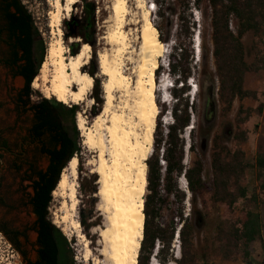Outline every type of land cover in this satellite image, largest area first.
Here are the masks:
<instances>
[{
	"label": "rangeland",
	"instance_id": "374dc122",
	"mask_svg": "<svg viewBox=\"0 0 264 264\" xmlns=\"http://www.w3.org/2000/svg\"><path fill=\"white\" fill-rule=\"evenodd\" d=\"M53 1L21 0L31 13L34 24L38 27L44 41L47 45L49 42V47L56 42L59 36L58 25H56L52 14L55 10ZM88 1L93 2L95 6L96 29L94 44H90L91 57L84 69L87 71L93 63L98 64V74L94 75L93 87L97 83L96 79H98L99 97L103 101L105 97L102 82L105 76L99 75L98 53L100 51L111 52L113 48L107 39L113 24L111 22L113 0ZM145 2L147 6L152 8V22L160 29L159 38L166 44L167 50L165 55L159 59V66L155 71V79L158 83L155 94L159 110L150 156L152 154L158 155L159 163L164 167L165 163L161 154L167 126L173 119L172 110L177 103L181 102L184 106L187 102V111L192 126H185L178 134L179 143L183 146L182 162L186 166H190L194 160L200 159L203 166V186L192 194L187 188L185 178L182 175L176 177L177 188L184 193L183 200L179 201L173 195L163 194L160 202V216L154 219L155 223H160L163 227L174 225L177 228L181 226L183 219H186L188 233L185 244L186 257L179 263L182 250L180 239H178L177 244L180 248H178V256L175 255L176 248L173 241L165 261L160 262L156 258L157 262L159 264H264V172L255 166L257 155H264V19H260L258 31H247L241 37L245 60L250 65L249 70L244 73L243 87L253 91L254 94L242 99L235 97L231 106L225 108L217 93L219 81L212 55L211 10L207 1L201 0L199 6H196L193 0H145ZM82 4L83 0H78L70 15L65 16L62 13L60 26L63 31V43L68 48V54H70V43L77 41L79 46L80 44L82 46L83 40L80 36L67 37L66 30L63 28L64 21L72 17L79 18L82 14ZM128 6L130 9L129 20L139 17L137 0H128ZM131 21L126 26V31L129 32V37L132 39L138 34L136 31L138 24L130 23ZM229 28L236 34V21L233 15L230 16ZM195 35L200 36V40L197 38L198 42L196 41L200 47L198 45L196 49H194ZM179 46L184 49L183 57L178 55ZM168 62H174L179 67L189 68L190 74L184 85H182V79H179L177 74L170 72ZM126 67V72L133 74L134 64L128 63ZM42 68L43 65L36 77L40 83L43 75L41 73ZM7 80L8 92L11 97L15 98V94L23 86V79L20 76L13 78L9 76ZM161 80H163L162 83L164 82V88L161 87V84L159 85ZM46 87L47 85L43 86L41 90L31 83V98L36 100L41 96L47 97V93L44 91ZM93 87L90 91L91 98ZM185 87V90H181ZM5 89V86L0 87V97L5 95ZM173 90L179 93L178 101L172 95ZM209 91H212L213 95L215 107L213 113H209L207 106ZM117 95L120 96V93ZM164 97H167L168 102L164 103ZM6 101V98L2 101L5 107L13 108L12 103L7 104ZM78 105L79 113L84 115L87 127H91L95 120V117L90 113L91 105L89 107L85 103ZM101 106L102 103L97 105L99 108ZM18 113L19 120L17 123L14 122L10 132L13 133V137H28L31 114L30 112H23L21 107ZM13 115L14 112L9 110L10 125H12L15 117ZM78 130L81 132V137L82 131L80 128ZM157 140L160 141L159 144H157ZM203 142L205 143L204 146H202ZM34 143L25 146L26 153L17 159V163L10 166L11 168L7 162V155L0 156V193L4 195L6 204V206L0 207V218L19 231L25 230L26 233V238L21 237L19 241V249L23 252V256L19 249L12 245L0 232V264H26L23 257L27 260L35 259V232L29 228L33 224L34 214L26 201L27 194L32 193L31 180L35 178L34 170L44 169L48 163V158L40 151L39 144L36 141ZM12 147L13 150L17 149L16 143H13ZM225 150L229 151L230 154L239 151L241 159L245 163L243 172H239L238 185L246 188V194L242 197H236L231 204L212 197L214 190L212 155L213 152H216L223 159H229L231 155L224 156L223 151ZM97 154L96 148L84 144L82 145L81 160L77 163V176L72 175L69 165L61 171L62 174H66L69 183L75 182L77 184L76 218L78 221L81 218L85 221V226L81 225L79 221V233L83 235L84 240H80L69 223L61 222L60 207L63 198L55 195V190L51 193L52 199L48 207L49 218L68 238L73 246L74 259L80 264H86L80 254L85 240L90 241V247L96 253L93 247L97 245V233L93 230L96 227H101L103 223V215L98 209L101 198L98 193L92 192L94 187L97 192L99 189V183L96 181L99 174L94 171L98 159ZM234 182V177L230 176L228 190L232 195H237V187ZM148 193L149 190L146 185L144 200ZM246 210L260 213L262 230L259 237L244 247L238 238L237 229L240 228V219ZM199 218H201L200 224L197 225L196 222ZM149 262L148 264H150ZM87 264H93V261H88Z\"/></svg>",
	"mask_w": 264,
	"mask_h": 264
},
{
	"label": "trees",
	"instance_id": "16d2710c",
	"mask_svg": "<svg viewBox=\"0 0 264 264\" xmlns=\"http://www.w3.org/2000/svg\"><path fill=\"white\" fill-rule=\"evenodd\" d=\"M1 1L6 3L2 5L0 13V49L6 48L7 52L6 54L0 52V63L12 65L14 67L13 77L20 76L23 79V86L16 93L17 106H20L23 112H30L31 123L28 127V135L32 141L39 144L40 151L48 158L44 169L34 170L35 178L31 180L32 193L27 194L26 201L34 214L33 224L29 228L35 232V259L23 258L26 264H80L74 259L72 244L62 230L51 221L48 213L52 199L51 193L56 189L61 179L62 169L67 167L75 156L78 161L81 160L82 145L84 144L77 123L80 111L79 103L66 104L58 100L57 97L41 96L36 100L31 98V83L39 74L46 60L49 42L47 45L38 27L34 24L31 13L21 0ZM206 1L211 10L212 55L219 81L217 93L225 108H229L235 97L242 99L254 94L253 91L243 87L244 73L249 70L250 65L245 60L241 37L247 31L256 32L260 28V22L264 19V0ZM200 2L201 0H193L196 6H199ZM231 15L235 17L236 34L229 28ZM63 28L66 30L67 37L80 36L83 42L94 44L96 29L94 3L83 0L81 16L64 21ZM157 29L160 32L158 27ZM80 48L81 44L79 46L77 41L69 44L70 53L73 55L77 54ZM178 49V55L183 57V47L179 46ZM168 65L170 72L177 74L184 85L190 74L189 68L179 67L174 62H168ZM87 71L94 77L96 73L98 74V64L93 63ZM96 82L92 91L94 102L90 110L94 117L101 111L104 103L103 94V101L99 97L98 79ZM185 89L186 87L181 90ZM172 95L176 98L179 97V93L175 90L172 91ZM208 97V111L213 113L215 107L212 91H209ZM178 100L177 98L176 101ZM100 103H102L101 108L97 107ZM179 106H182L181 102L177 103L172 110L173 119L167 126L161 154L165 163L164 167L160 165L158 155L152 154L146 160L149 193L144 200V229L138 264H148L156 246V258L160 262L165 261L169 255L170 245L175 240L176 231L179 232L182 250L179 263L186 257L185 244L188 237L186 219H183L179 228L174 225L163 227L160 223L154 222V219L158 218L161 213L160 202L163 194L173 195L179 201L184 198L183 191L177 188L176 177L184 176L187 188L192 194L203 186L202 161L196 159L190 166H186L182 162L183 146L179 143L178 134L190 124V118L187 102L182 108ZM159 143L160 141L157 140V144ZM203 144L205 145L204 142L202 146H204ZM223 152L224 156L230 154L227 150ZM230 155L229 159H223L216 152H213L212 155L214 172L212 197L224 200L229 204L233 203L236 197L246 194V188L238 185L239 172H243L245 166L241 159V153L234 151ZM255 166L264 172V155H257ZM230 176L234 177L237 195H232L228 190ZM96 181H98L97 178ZM92 192L97 193V189L94 187ZM200 220L201 218L197 219V225L200 224ZM79 221L81 225L85 226V221L82 218ZM240 222V228L237 229L238 238L243 246L247 247L251 241L261 235V215L258 211L246 210ZM18 234H22L26 238L25 230L19 231ZM21 253L24 256L23 252Z\"/></svg>",
	"mask_w": 264,
	"mask_h": 264
},
{
	"label": "bare ground",
	"instance_id": "6f19581e",
	"mask_svg": "<svg viewBox=\"0 0 264 264\" xmlns=\"http://www.w3.org/2000/svg\"><path fill=\"white\" fill-rule=\"evenodd\" d=\"M77 1H53L55 10L52 14L58 25L59 36L48 48L47 60L41 70V83L36 78L33 85L41 90L47 85L44 89L47 97L55 96L66 104L85 103L89 107L93 103L90 91L94 77L84 67L90 60L91 46L83 42L77 54H68L60 26L62 13L70 15ZM137 8L139 17L131 21L128 0H113V24L107 35L113 48L111 52L98 53L99 75L105 76L102 82L105 100L91 127H87L81 112L78 115L77 123L82 131L83 143L98 151L94 171L99 174L97 193L101 202L98 209L103 215L102 226L93 230L97 233L96 253L88 240L84 241L80 251L86 264L91 260L93 264H138L142 244L144 196L148 180L146 160L152 152L159 110L155 94L158 86L155 71L159 59L167 50L152 22V8L146 5L145 0H137ZM128 20L138 24V28H135L137 37H133L135 40L126 31ZM197 38L200 40V36L195 35V49L198 45L200 47ZM128 63L134 64L133 74L126 72ZM162 81H159V85L164 88ZM119 93L120 96L117 95ZM163 100L164 103L168 102L167 97ZM77 163L76 156L69 163L74 177L78 173ZM54 194L63 198L61 222L69 223L83 241V235L79 233L80 223L76 218L77 184L69 183L64 173ZM178 237L177 231L174 240L176 257L179 254ZM157 263L155 253L150 264Z\"/></svg>",
	"mask_w": 264,
	"mask_h": 264
},
{
	"label": "flooded vegetation",
	"instance_id": "af4514ba",
	"mask_svg": "<svg viewBox=\"0 0 264 264\" xmlns=\"http://www.w3.org/2000/svg\"><path fill=\"white\" fill-rule=\"evenodd\" d=\"M6 2L0 0V13H1V7ZM0 52L2 54H6L7 49L2 48L0 49ZM14 67L12 65L6 64V63H0V87L5 86V95L0 97V156L4 157V155H7V162H9V167L14 165V163H17V159L20 157H23L26 153V147L30 146L32 144H35L34 141L28 136L23 137H13V133H11V126H13L15 123L19 120V113L18 110L20 109V106H17V100H16V94L15 98L10 96V93L8 92V84L7 79L9 76L13 78V72ZM1 74L3 78L1 79ZM4 98L7 99V104L12 103L13 108L8 109L5 107ZM18 109V110H16ZM9 110L14 112L13 115V121L12 125H10L9 121ZM12 117V116H11ZM15 122V123H14ZM16 143L17 149L13 150L12 144ZM11 168V167H10ZM4 195L0 193V207L6 206L4 202ZM0 232L11 242L12 245L19 248V241L20 238L23 237L22 234H18L19 230L15 227H12L7 222H4L0 218ZM20 250V249H19ZM21 251V250H20ZM24 260V258H23Z\"/></svg>",
	"mask_w": 264,
	"mask_h": 264
},
{
	"label": "water",
	"instance_id": "95a60500",
	"mask_svg": "<svg viewBox=\"0 0 264 264\" xmlns=\"http://www.w3.org/2000/svg\"><path fill=\"white\" fill-rule=\"evenodd\" d=\"M189 125H192V124H189ZM183 177H184V176H183ZM178 233H179V232H178ZM176 234H177V231L175 232L174 239H175ZM178 239H179V237H178ZM178 241H179V240H178ZM95 247H97V246H94L93 248H95ZM178 247H179V244H178ZM175 250H177V249H175ZM156 251H157V246L154 248V250H153V254H155ZM178 251H179V250H178ZM152 257H153V255L150 257V260H151ZM101 259H102V258H101Z\"/></svg>",
	"mask_w": 264,
	"mask_h": 264
}]
</instances>
